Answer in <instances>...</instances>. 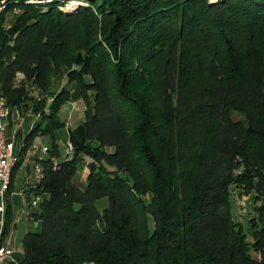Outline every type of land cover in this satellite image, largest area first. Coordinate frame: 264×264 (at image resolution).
<instances>
[{
  "label": "trees",
  "instance_id": "16d2710c",
  "mask_svg": "<svg viewBox=\"0 0 264 264\" xmlns=\"http://www.w3.org/2000/svg\"><path fill=\"white\" fill-rule=\"evenodd\" d=\"M65 68L86 139L62 157ZM0 91L34 115L21 152L51 138L16 264H264V0H0Z\"/></svg>",
  "mask_w": 264,
  "mask_h": 264
},
{
  "label": "rangeland",
  "instance_id": "374dc122",
  "mask_svg": "<svg viewBox=\"0 0 264 264\" xmlns=\"http://www.w3.org/2000/svg\"><path fill=\"white\" fill-rule=\"evenodd\" d=\"M70 3L69 4L73 7V6H76L79 2L71 1ZM66 73H67V68L64 69V73L62 75L54 76V87H53V90L50 92V93H54L57 90H59L62 86H68V88L72 90V94H73L71 101L63 105V107L60 110V119L65 122V126L60 127L57 130V138H58V142L61 145L60 152H61L62 157L68 153L67 147H66L68 143L71 142L72 145L80 144L84 142L86 139V133H85V127H84V120H85L84 104L78 97L79 96L78 88L73 83H69L67 81ZM33 93L37 96L38 99H41L43 97L41 94H39V91L37 90H33ZM46 97H47L48 102H50L53 98L52 95H49ZM234 116L239 118V114L237 112L234 113ZM12 117H15V127L18 128L17 132L19 133L18 138H17V134H14V137H16L15 146L17 150V147L19 148L22 146L24 139L26 137V134L28 133V130L31 128L30 125H33V123L31 122H32L34 115L29 109V110L21 111V120L18 116H12ZM20 122H21V125H20ZM7 134H9V131L7 132ZM43 145H51L50 136H46V135L37 136L34 139L32 145L27 149L28 151L27 150L25 151L27 153L23 157L24 160L26 159L25 161H27L30 159L32 161V155L38 154L41 151H43L41 149ZM20 162L21 160L20 161L18 160L16 164ZM11 180H12V175H11ZM10 185H11V182H10ZM10 185H9V188H10ZM22 187H23V176H22V173L19 172L14 179L13 188H12L13 194L10 198L11 205L13 208V216L11 218L10 226H13L14 220L16 221L17 217L20 218L19 221L24 222L22 221L24 219L21 220V217H20L21 215H19V212H17L21 208L24 202V196L22 194ZM231 192H232L231 201H232L233 215H234L235 221L238 222L239 226L243 229V231L246 232V234L248 235V239L251 241L252 240L251 225L254 220L253 218L256 216L255 207L260 204V201L256 198L255 192H249L248 190H246L245 187L239 184L232 186ZM7 194L8 192L6 193L5 198H4L5 205L7 203L8 204L10 203V199H8ZM0 202L2 203L1 199H0ZM107 203H108V199L103 198L98 202V206L102 208L103 206H106ZM29 207L32 211L40 209L39 206H34V205H29ZM3 215L4 214L3 213L1 214L0 212V241L2 244H3L2 238L6 234V232L4 233L5 222L3 219V217L5 218V215L4 216ZM32 223L34 224L35 222L32 221ZM100 226H102V223H100ZM19 227L20 228L15 231V235H14L13 246L15 248L20 247L21 244L23 243L22 230L24 229V226L23 224L21 225L19 224ZM38 230H40V227H38L35 231H38Z\"/></svg>",
  "mask_w": 264,
  "mask_h": 264
},
{
  "label": "crops",
  "instance_id": "0c3cea01",
  "mask_svg": "<svg viewBox=\"0 0 264 264\" xmlns=\"http://www.w3.org/2000/svg\"><path fill=\"white\" fill-rule=\"evenodd\" d=\"M31 123H33V120ZM30 126H32V125H30ZM14 128H16L15 127V117H11V124H10L9 129H8L9 134H11L13 132ZM18 137H19V135H18ZM20 150H21V147H19V148L17 147V150H16V146H15V154L18 156V160L19 161L21 160V162L18 164V166L12 172L13 173L12 174V180H11L12 183L10 185L11 188H10V191L8 192L7 196H8V199L11 198V196L13 194L12 188H13L14 179L17 176V174L19 172H21L22 176H23L22 194L24 196V202H23L21 208L17 212H19V215H21L20 216L21 220L24 219V220H22L24 222L19 221L20 218L17 217V220L16 221L14 220L13 226H10L11 218L13 216V208L11 205V214H10V219H9L10 222H9L8 227H7V232L4 235V237L2 238L3 244L5 246L9 247L10 249H13V254L11 255V258L9 259L7 264H11L12 261L20 259L24 253L23 243L18 248H15L13 246L15 231L20 228L19 224L20 225L23 224V226H24V229L22 230V237H24V235L27 232L35 231L38 227H40L39 222H37L35 220V218L32 216V213L35 211H39V209L32 211L29 207V205H32L31 203L34 199L33 194L30 193V189L38 182L39 177H40V176H37L36 169H35V167L37 165V159L42 158V157H46L47 153L44 151H41L38 154L32 155V161L30 159L25 161L26 159L24 160L23 157H24V155H26L27 152H21ZM22 159H23V161H22ZM80 181L82 182V184L86 183V175L85 174H83L81 176ZM35 200H36V197H35ZM39 203H40V201L38 203H36L35 206H38ZM10 204H11V199H10ZM6 206H7V204H6ZM3 219L5 221L4 217H3ZM32 221H34L35 223L33 224Z\"/></svg>",
  "mask_w": 264,
  "mask_h": 264
},
{
  "label": "built area",
  "instance_id": "2783aa9c",
  "mask_svg": "<svg viewBox=\"0 0 264 264\" xmlns=\"http://www.w3.org/2000/svg\"><path fill=\"white\" fill-rule=\"evenodd\" d=\"M12 108L13 107H7V109H0V199H1V185L3 183L5 174L8 170L10 158L14 154V147H15L14 134L18 133L17 132L18 128H14L11 134H7L9 126L11 124V116H19L21 120V113H19V115H12ZM3 113H10V120H3ZM66 147L68 153H70V151L73 150V145L71 142L68 143ZM41 149L44 152H47L48 147L46 145H43ZM36 174L37 176L40 175L38 164L36 165ZM35 197L32 201V204L34 206H35ZM0 212L2 213L1 202H0ZM12 254H13V249H10L7 246L6 248H1L0 264H7ZM11 264H16L15 260L12 261Z\"/></svg>",
  "mask_w": 264,
  "mask_h": 264
},
{
  "label": "bare ground",
  "instance_id": "6f19581e",
  "mask_svg": "<svg viewBox=\"0 0 264 264\" xmlns=\"http://www.w3.org/2000/svg\"><path fill=\"white\" fill-rule=\"evenodd\" d=\"M71 7H72L71 5L68 6L69 9ZM7 107H10V106L8 105L6 98L4 96H2L1 91H0V109H7ZM12 115H19V111L18 110H14L12 108ZM9 118H10V113H3V120H10ZM15 139H16V137H14V143H15ZM17 161H18V156L15 154V147H14V154L10 158L8 170H7L6 174H5L3 183L1 185V200H2L1 211H2V213L4 215H5V212H6V205H5V201H4L5 199L4 198H5L6 193L8 192L9 185H10V182H11L10 180H11L12 170H13V167L16 164ZM39 172H40V177H41L42 170H41L40 167H39ZM39 201H40V198L39 197L36 198L35 204L38 203ZM1 248H6V246L3 245L1 243V241H0V251H1Z\"/></svg>",
  "mask_w": 264,
  "mask_h": 264
}]
</instances>
